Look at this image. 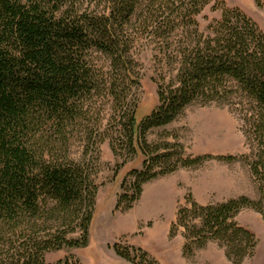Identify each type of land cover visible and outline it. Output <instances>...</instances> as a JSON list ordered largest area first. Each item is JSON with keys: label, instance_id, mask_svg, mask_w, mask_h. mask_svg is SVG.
<instances>
[{"label": "trees", "instance_id": "trees-1", "mask_svg": "<svg viewBox=\"0 0 264 264\" xmlns=\"http://www.w3.org/2000/svg\"><path fill=\"white\" fill-rule=\"evenodd\" d=\"M211 4L221 17L202 29L199 17ZM148 52L158 106L138 123ZM195 105L241 114L249 145L241 159L258 197L203 205L189 195L170 238L183 236L186 258L215 242L243 264L259 241L237 217L250 209L264 219L260 26L224 0H0V264H52L50 253L89 246L106 141L123 166L144 157L121 185L116 209L123 212L153 180L213 159L237 160L187 155L178 134L165 130ZM113 249L130 264H161L142 248Z\"/></svg>", "mask_w": 264, "mask_h": 264}, {"label": "rangeland", "instance_id": "rangeland-1", "mask_svg": "<svg viewBox=\"0 0 264 264\" xmlns=\"http://www.w3.org/2000/svg\"><path fill=\"white\" fill-rule=\"evenodd\" d=\"M230 8H240L264 31L263 7L255 0H224ZM221 17L220 10L208 6L199 17L202 29L213 19ZM142 89L137 111V122L150 115L158 106L157 84L154 81V62L148 52L141 59ZM165 130L178 134L187 155L235 156L232 162L216 159L195 168H180L175 173L158 178L144 186L141 199L126 212L117 210L121 185L128 173L141 169L144 157L139 153L133 160L116 157L108 141L100 146V168L96 176L99 186L90 243L84 249H70L50 253L48 263L68 260L70 264H130L114 252L116 243L142 248L161 264H233L218 243L212 242L193 257L183 255L184 238L181 234L170 238V229L179 208L192 195L200 204L218 203L239 196L258 197V189L249 166L241 159L249 153L245 122L241 114L226 106L189 107ZM164 131H154L149 139L157 140ZM80 144L74 151L81 152ZM122 165L121 169L118 166ZM237 221L252 231L259 244L253 258L243 264H264V219L250 209L242 211Z\"/></svg>", "mask_w": 264, "mask_h": 264}]
</instances>
